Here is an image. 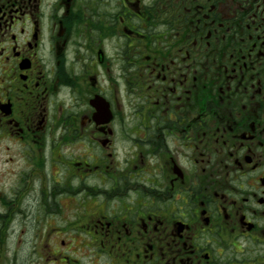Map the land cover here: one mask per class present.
Returning a JSON list of instances; mask_svg holds the SVG:
<instances>
[{"label":"flooded vegetation","instance_id":"af4514ba","mask_svg":"<svg viewBox=\"0 0 264 264\" xmlns=\"http://www.w3.org/2000/svg\"><path fill=\"white\" fill-rule=\"evenodd\" d=\"M5 255L264 264V0H0Z\"/></svg>","mask_w":264,"mask_h":264},{"label":"rangeland","instance_id":"374dc122","mask_svg":"<svg viewBox=\"0 0 264 264\" xmlns=\"http://www.w3.org/2000/svg\"><path fill=\"white\" fill-rule=\"evenodd\" d=\"M1 258V261H0V264H5L4 262H5V260H8L9 259V257L8 256H3V258L2 257H0ZM49 258H51V257H49ZM46 264V263H45Z\"/></svg>","mask_w":264,"mask_h":264}]
</instances>
